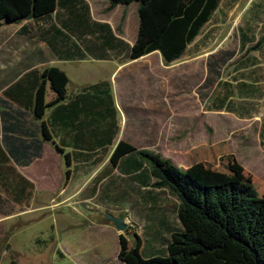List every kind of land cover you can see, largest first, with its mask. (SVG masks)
Segmentation results:
<instances>
[{"label": "rangeland", "instance_id": "rangeland-1", "mask_svg": "<svg viewBox=\"0 0 264 264\" xmlns=\"http://www.w3.org/2000/svg\"><path fill=\"white\" fill-rule=\"evenodd\" d=\"M173 5L169 3V11L165 7L162 15L157 6L151 7L141 19L138 4H133V17L127 23L125 17L116 21L118 34L130 40L131 47L137 46V56L129 60L146 57L137 43L140 28H144V40L156 35ZM15 28L0 29V85L10 79L6 88L17 84L13 89L24 79L14 77L5 64L18 68L29 48L39 44L34 26L30 31L26 28V33L14 32ZM208 60L219 61L214 67L217 76L208 71ZM110 65L82 61L73 66V74L64 63L51 67L71 78L88 72L95 78ZM128 68V75L133 76L132 91L162 92L163 101L169 103V118L155 115V122L164 124L159 150L173 158L175 166L197 171L216 168L224 175L219 181L231 180L234 170L229 167L235 166L240 180L253 186L264 200V0H221L179 58L169 64L162 60L152 66L133 64ZM138 72L143 78L136 77ZM0 98H5L3 93ZM141 137L133 134L134 141L142 142ZM47 160L35 162L26 171L12 162L0 167V264H123L117 258L120 235L130 248L138 245L150 257L153 249L161 255L168 239H151L146 229L151 219L158 221L162 215L161 219L180 229L179 201L168 189L153 187L155 179L143 189L131 176H120L106 166L101 175L78 177L85 172L81 169L66 180L64 159ZM20 171L34 183L32 189L25 185L23 193H19L22 184L16 177ZM106 214L121 217L126 229L117 231L113 223L104 221Z\"/></svg>", "mask_w": 264, "mask_h": 264}, {"label": "trees", "instance_id": "trees-1", "mask_svg": "<svg viewBox=\"0 0 264 264\" xmlns=\"http://www.w3.org/2000/svg\"><path fill=\"white\" fill-rule=\"evenodd\" d=\"M107 1L109 10L117 5L138 4L141 19L144 18L146 11L154 6L158 7L157 13L162 15L166 12L163 9L173 2L170 16L159 27L158 33L144 40L145 32L141 27L137 42L140 43L138 47L142 49L144 55L157 51L166 64L179 58L187 46L194 42L221 2V0ZM60 8L64 9L67 16V25H64V28L68 33L66 36L57 34L56 41L65 43L73 37L74 41L66 51L68 53L62 57L59 51L53 48L52 42L55 39H51L52 42L48 38L43 39L58 58L84 59L88 55L94 59L117 58L124 61L137 56L136 45L131 47L117 37L107 23L91 20L88 6L83 0H0V27L19 24L28 19L45 20L53 13H56L57 20L62 22L58 15ZM80 47L84 53H81ZM221 61L226 62L224 59ZM218 62V60L207 62L208 71L216 73V76L218 72L214 67ZM26 77L22 78L24 80L17 88L13 89L17 84L6 88L2 92L5 98H0L1 141L9 155L5 154L0 145V167L7 164L10 158L18 165L27 166L39 156L41 143L31 141L27 147L29 153L24 154L21 160L18 159L13 152L20 149H17L18 140L12 135L7 136L17 131L16 128L26 120V112L29 111L32 118L39 121L42 140L52 143L58 152H61V149L54 144L53 135L56 136L59 128L67 130L68 144L65 146L71 151L64 154L63 159L68 168L65 173L68 180L69 168L72 166L75 169L83 162L81 150L87 152L103 146L95 139L99 134L98 129L107 127L108 133L112 134L117 131L109 84L100 82L89 85L76 96L67 99L68 79L60 69L49 67L39 76ZM47 83L53 93V98L49 102L45 101ZM51 107L54 109L45 117L46 111ZM8 125L13 128H9ZM87 139L91 140L89 147L80 145V141L84 142ZM102 151L106 152L107 149ZM108 164L110 168H116L124 174L129 170L139 172L132 179L143 186L149 183L143 176V172L147 173L150 178L155 179L153 187L168 189L179 201L177 217L181 228L171 232L165 251L160 253L161 255L144 257L138 245L130 248L128 241L120 235L117 258L123 264H264V200L258 197L253 186L240 180L241 176L235 166L229 167L234 170L231 180L219 181L218 178L224 175L216 171V168L197 171L189 167L182 170L160 154L138 150L122 140L114 147ZM16 177L22 184L19 193L24 192L25 185L29 189L33 188V184L21 175L16 174Z\"/></svg>", "mask_w": 264, "mask_h": 264}, {"label": "crops", "instance_id": "crops-1", "mask_svg": "<svg viewBox=\"0 0 264 264\" xmlns=\"http://www.w3.org/2000/svg\"><path fill=\"white\" fill-rule=\"evenodd\" d=\"M83 1L88 6L89 15L92 21L99 22V23H107L110 26L112 32L117 37L123 39L125 42H127L131 46L132 42L128 39L122 38L118 34V29H116L115 25L117 24L116 21L117 20L120 21L122 17H125V23L128 22V19L133 17L130 8L133 4H136V3H131L129 5H117L111 10L106 11L105 9H109V3L107 0H83ZM76 7L78 8V6ZM116 9H119V10L115 12ZM122 9L123 11H120ZM104 13H106L107 15H105ZM113 13L115 14L113 15ZM58 15H60L59 19L63 23L59 22V20H57L56 18V13H53L51 17L45 20L35 21L32 19H28V20L22 21L19 24L3 25L0 27V29L16 26V28L14 29V32H17L19 30L20 32L26 33V28H28L30 31V27L34 26L35 27L34 30L36 29L37 33L39 34L37 38L39 40V44L34 49L29 48L26 59L22 61V63L19 65L18 68L15 67L12 69L11 64L9 63L5 64L7 68L9 69L11 68L10 71H12L14 77H17V78H23L26 76H28L26 78H32L33 76H36V75L39 76V74L44 69L51 67L53 63H64L65 65L70 66L71 71H72L71 74H73V66H75L76 64H80V62L82 61L91 60V61H97V62H102V63H106V62L111 63L110 66L112 68L109 67L110 69H107V71H105L106 73H104L103 75H100L99 77L97 76L95 78L91 77L90 72L85 74L88 77L84 75L83 77H72L71 78L70 76L65 74L68 79V83L66 85L67 99L76 96L83 90L84 87H87L89 85H93V84L100 83V82L108 83L109 88H110V93L113 99V108L115 110V121H116V126H117V131L115 134H112L110 132L108 133L107 127L105 128L100 127L98 129L99 134L98 136H96L95 139H97L96 141H99L100 144L103 146L101 148L98 147L95 150L87 151V152H85V150H81L80 155H82L83 162L80 163L78 167L75 169H73L72 166L69 168L70 169L69 179H71V177L73 176V171H80L81 169L85 172H80L78 174V177L80 176L81 177H91V176L95 177V176L101 175V170H103L104 167L106 166H107L106 169H109V171L112 169L113 172H117L120 176L126 175V176H131L133 178L135 174L139 172L129 170L127 174H124L116 168H110L108 164L109 157L114 147L121 140L131 144L138 150H148V151L160 154L163 158L168 159L170 162L173 163L174 161L173 158H171L169 155L163 154L159 150L158 143H159L160 134L162 133L164 124H157L155 122L156 120L155 115H157V118H159L161 114H166L167 119L169 118L168 101L166 100L163 101L164 95L162 92L158 95H155V94L146 92V89L144 88H140V89L136 88L139 90L132 91L133 81L131 80L133 76L131 74L128 75V73H130L128 66L130 65L141 64L143 66H150V65L152 66L154 64L160 63L162 61V58L159 52L154 51L152 53L147 54L146 57L144 56L143 58L139 60H135V61L134 60L132 61L129 59L121 61L117 58L101 60V59L91 58L88 55H86L84 59L58 58L57 54H55V52L52 51V49L47 45V43L43 39L48 38L51 42H52L51 39H55L52 42L53 48L56 51H59L62 57H64L65 54L68 53L66 52L67 48L70 47L71 42L74 41L73 37L72 38L70 37L69 42L67 40L65 41V43H62V42L59 43V41L58 42L56 41V39H58L57 34H61V36L63 35L66 36V34L68 33V30L64 28V25H67L66 24L67 16L64 12V9L60 8L58 11ZM63 45H66L67 47L65 48V46ZM79 50L81 51V53L82 52L84 53L82 47H80ZM40 55H42V57ZM150 56H153L155 60L152 61L150 58H148ZM136 66H140V65H136ZM125 68L126 70H124ZM137 76L139 78H143L140 75V72H138V75L136 74V77ZM9 80L10 79L6 80L5 83L3 82L2 85H0V96L2 95V92L4 91V89L8 86L7 83ZM47 96H48V100L46 102H49L53 98V93L50 90L48 83L46 84L45 98H47ZM156 97H160L161 101L159 102V100H156ZM121 103L126 108L129 118L126 117L122 109ZM139 107H141L142 109H140ZM53 109L54 107L49 108L45 113V117ZM139 110H143V111L140 112ZM26 114H27L26 120H24V122H22V124H20L19 127L16 128L17 131L15 133L7 134V136L12 135L13 137H16V139L18 140L19 147L17 149L19 148L20 149L18 152L17 150L13 151L14 154L18 157V159L21 160L22 157L25 156L24 154L29 153L30 150L27 147L31 144V141H38L41 143V148L38 152L39 156L37 158H34L30 162V164L27 166H22V165H18L14 163L13 159L11 158L9 162L14 163L15 166H18L20 169H24L26 171L32 166V164L34 165L35 162L37 163L40 161L44 163L47 159H49L47 160L49 162L51 161V159H55L59 161L60 158H63L64 154L71 151L69 147L65 146L68 144V138L66 136V132H67L66 129L59 128L57 129L56 136L55 134L53 135L54 144L58 145L61 149V152H58L52 143L42 140L41 134L39 132V121L34 120L32 116L30 115L29 111L26 112ZM141 115H147V116L141 117ZM8 127L13 128V126H10V125H8ZM53 131L55 132V129H53ZM1 134H2V129H1V122H0V145H1L2 150L5 152V154L9 156L6 151L4 143L1 141L2 139ZM133 134L142 135L140 139H143V141L138 142L137 139L134 141ZM90 141H91L90 139H87L86 141L84 142L80 141L79 143L82 146L84 145V147H89ZM91 143L93 144L94 141H92ZM48 144H50V146ZM45 148H47V150H45ZM102 149H107V151L103 152ZM47 152H48V155H47ZM44 156L45 157L47 156V157L43 160ZM92 162H96V163L91 164ZM24 172L20 171V175L27 181L34 184L32 182V179ZM143 174H144L143 175L144 180L146 182L149 181V183L146 186H143L140 183L139 184L143 189H145L151 186L152 181L154 179L150 178L147 173L143 172ZM65 184L67 185L68 182H66ZM150 191H148L149 194L152 193ZM161 217L162 215L158 218V221H154L155 219H151V221L147 223L146 229L147 231L149 230L151 239L158 240L159 239L158 237L163 236L164 238L168 237L166 241H169L171 232L173 230H176V228L175 226H172L171 224L167 223L164 220V218L161 219ZM164 251H165V247L164 249H162L161 252H164ZM142 254L144 257H149V256H146L147 253L145 254L142 253ZM148 254L151 256L157 255L156 249H153Z\"/></svg>", "mask_w": 264, "mask_h": 264}, {"label": "water", "instance_id": "water-1", "mask_svg": "<svg viewBox=\"0 0 264 264\" xmlns=\"http://www.w3.org/2000/svg\"><path fill=\"white\" fill-rule=\"evenodd\" d=\"M104 221L113 223L117 231L122 232L126 229V224L123 222V219L121 217H114L111 214H106Z\"/></svg>", "mask_w": 264, "mask_h": 264}]
</instances>
